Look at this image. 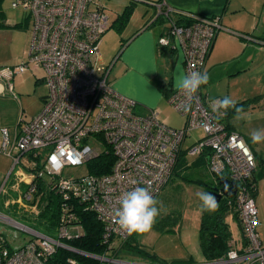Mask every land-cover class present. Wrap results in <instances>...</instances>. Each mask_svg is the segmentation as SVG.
I'll return each instance as SVG.
<instances>
[{
	"label": "built area",
	"instance_id": "2783aa9c",
	"mask_svg": "<svg viewBox=\"0 0 264 264\" xmlns=\"http://www.w3.org/2000/svg\"><path fill=\"white\" fill-rule=\"evenodd\" d=\"M129 1L152 6L155 13L150 22L168 21L158 45L180 51L185 72L204 73L213 40L224 29L220 14L205 16L176 9L169 0ZM11 4L29 11L33 27L26 59L13 66L0 64V82L6 81L12 91L13 73L34 66L43 71L47 91L41 109L19 124L13 140L7 129L1 128L0 149L13 161L9 175L15 172L16 181L11 189L18 192L16 199L5 200V205L15 203L37 215L38 184L46 178L47 188L58 197L59 212L53 235L0 214V219L28 233L14 248L0 234V264H48L58 248L114 261L68 243L82 234L76 206L95 212L103 225V241L125 238L129 234L119 229L114 216L122 194L139 186L147 187L155 198L182 151L194 156L204 150L209 151V171L235 182L228 202L238 211L245 238L240 250L230 247L223 257L207 264H264V244L256 230L257 208L252 195L255 155L241 133L225 127V115L218 117L212 111L211 102L220 98L206 97L202 86L191 101L173 90L167 101L184 119L180 128L161 120L155 109L136 113V102L115 91L109 81L112 63L105 64L101 58L100 44L111 21L100 0H12ZM195 128L203 134L183 148L185 137ZM107 147L114 155L108 172L62 175L64 166L86 164ZM24 156L30 158L29 170L22 173ZM67 262L81 264L74 257Z\"/></svg>",
	"mask_w": 264,
	"mask_h": 264
},
{
	"label": "crops",
	"instance_id": "0c3cea01",
	"mask_svg": "<svg viewBox=\"0 0 264 264\" xmlns=\"http://www.w3.org/2000/svg\"><path fill=\"white\" fill-rule=\"evenodd\" d=\"M231 2L232 0H169L170 5L176 9L192 11L205 16L214 14L221 15V22L224 26V29L220 30L216 34L212 43V47L206 59L204 72H206L209 77V81L206 85H219L217 81L222 78L231 80L232 76L238 75L254 66L256 58L252 56L253 52L264 54V45L241 39L237 36V32L240 31L228 28V26L226 27L227 23L232 24L230 11L234 10L231 7ZM15 8L19 9L20 7ZM0 9V36H5L6 38H8L9 45L14 44L13 48H11L10 54L2 55L0 57V63L5 66H13L19 61L26 59L27 48L29 46L32 34L33 18L30 13H28L27 16L23 18H14L11 15H8L7 18L6 14L3 11L2 3H0ZM152 18L153 15L148 19V21H146L145 24H143V26H139L138 28L125 33V36H122V38L119 39L117 46H115L118 48L115 54L113 53V48H111L106 43V38L108 36L106 35L108 33L107 32L103 35L100 44L101 49V45L103 44L105 38L103 47L104 51L101 50L100 52L102 61L105 64L112 63L109 71V81L115 91L128 98L133 99L136 102L135 108L140 113H146L150 109L157 110L159 118L168 124L166 118H161L162 112L164 111L163 103H168L167 92L171 93L173 90H175L174 77L177 70L182 69L183 71H185V69L180 51L171 50L168 48L165 49L166 47L163 49L162 46L158 45L157 40L164 29L154 31L151 26H148ZM158 20L161 19H157L156 21ZM114 22H110L109 29L111 28V26H113ZM257 28L258 24L253 22L248 28L245 29H250V31H253L254 34L252 35L257 38H264V33H262L261 30H258ZM257 30L260 32H258ZM17 41H19V45H17ZM117 55L118 57H116ZM116 63L118 65L116 69H114V75L110 78L111 72L113 68H115ZM262 66H264V61L261 62V66L259 68H264ZM37 71H41L42 75L36 77ZM26 74L36 77L35 83L42 82L44 84L42 78L43 71L40 68L34 66L28 67L23 72L13 73L11 83L15 77H17L18 79L22 77L21 79H23L24 77H26ZM163 85L168 86L166 92L162 88ZM16 86L18 88H22L21 85ZM44 86L46 88L45 84ZM14 87L15 85H13L12 83V91H9L7 82H0V147L2 141L1 128H6L10 140H13L17 134L19 124L23 121V119L17 118V115L13 112V110L10 111L12 108L10 104L16 103L15 99H17V94L14 91ZM202 91L206 95V97H211L210 93H215L214 90H211V86L209 89L207 88V86L205 88V85H202ZM44 96L41 97V102L38 105V109L35 112L29 113V115H27L25 117L26 119L24 120H28L41 109ZM215 97L225 96L216 95ZM230 127L232 130H236L231 123ZM245 139L250 145L255 156H264V148H261L259 144H254L252 140L246 137ZM253 145H255L258 150H256ZM29 159V156H24L21 159V170L19 172L25 173L29 170ZM12 163L13 161L11 157L2 153L0 149V196L6 195L10 192H15L18 194L16 190L11 189V185H13L16 181V177L14 175L15 172L9 175V172L12 168ZM43 180L46 183L47 179L43 178ZM21 184L24 183L21 182ZM258 185L259 183L257 182L255 193L253 194L254 202L255 197L258 193ZM4 188L6 189V192L3 191ZM165 215L166 214L164 212H161L160 214V216ZM232 219L235 221L233 216ZM235 222L239 236L237 237L234 235V229H232L231 224L228 222L232 235L230 244L231 247H235L240 250L245 243V238L238 224V221ZM155 230L156 228L153 227L152 231L155 232ZM198 230L199 225L196 232L197 238L192 243L185 244L186 250L179 256H168L171 253L165 254L163 252L156 251L150 252L142 247L140 242H138V239L134 238L135 234H131L130 236L131 240H135V243L139 245L140 248L144 249L150 254L155 255L159 260L166 264H207V261L204 259L200 251ZM256 230L260 238V233L258 229ZM163 232H168V230H164ZM0 234L3 235L2 233ZM262 244H264V242H262ZM112 245L117 248L116 255L111 258L114 259V261H110L112 263L160 264L156 259L148 255L141 257V255L143 254L135 252L131 244L125 243L124 247L121 246L120 240L114 239L112 241ZM189 247L191 248L189 251H187Z\"/></svg>",
	"mask_w": 264,
	"mask_h": 264
},
{
	"label": "rangeland",
	"instance_id": "374dc122",
	"mask_svg": "<svg viewBox=\"0 0 264 264\" xmlns=\"http://www.w3.org/2000/svg\"><path fill=\"white\" fill-rule=\"evenodd\" d=\"M11 2L12 0L1 1L6 17L8 15L14 18H23L27 16L29 13L28 10L12 7ZM100 3L104 5V11L108 15L109 21L114 22L120 15H126L127 12L125 13V11H130L126 20L119 17L120 20L111 26L107 31L108 33L106 32L107 34L105 33L108 35L106 43L113 48L114 54L117 52L118 48L115 46H117L119 39L122 38V36L124 37L125 33L128 31L143 26V24L155 13V9L152 6L142 2L131 3L129 0H100ZM231 7L234 10L230 11L232 24L227 23L226 27L228 26V28L240 32L244 31L254 34L250 29H245L254 22L258 24L257 29L264 33V0H232ZM120 22L124 24L122 27L119 24ZM168 25V21L158 20L150 26L154 31H158L165 30ZM104 42L105 38L100 51H104ZM18 43L19 41H17V45H19ZM13 46L14 44L9 45L8 38L0 36V57L10 54ZM252 56L256 58L254 66L238 74L239 76H232L231 80L222 78L217 81L219 85H205V88L207 86V88L210 89L211 86V90L215 91V93H210L211 97L208 98H215L216 95H219L225 97L229 96L235 101H241L243 99L260 96L259 102H257L254 107L245 110L250 119L234 123L233 117L235 114L229 117V122L232 126L250 140L249 133L253 129H264V68H259L261 62L264 61V54L253 52ZM0 64L3 65L2 63ZM117 65L116 63L110 78L114 75V69H116ZM39 75H42L41 71H37L36 77ZM36 77L26 74V77L23 79H21L22 77L19 79L15 77L12 81L13 85H15L14 91L17 94V99H15L16 103L10 104L12 107L10 111L13 110L19 119L24 120L29 113L35 112L41 102V97L46 94L44 84L42 82L35 83ZM16 85H21L22 88H18ZM163 109L162 116L160 115L162 119L166 118L168 124L174 128L182 127L183 117L175 111L169 103L164 102ZM134 112L139 113L136 108ZM202 134L203 132L200 128L189 131L184 139L183 148L191 145ZM259 145L261 148H264V142H261ZM253 146L258 150L255 145ZM185 157L189 162L195 159V156L186 155ZM259 166V169L262 168V165ZM87 172L88 169L86 164H70L64 166L62 175L64 177H76L84 175ZM181 174H183L184 177L174 176V178H171V180L164 185L156 198L158 201H162L164 207L167 209V212H164L166 214L165 217L162 218L163 216H159L156 224L160 226V228L163 226L165 231L168 229V232H163L164 230L161 231L159 228H156L155 232L151 230L142 235H134V238L139 240L137 241L140 242L142 247L150 252L171 253L168 256H179L185 252V244H190L197 238L196 232L201 217V211L200 201L196 193L199 191L205 192V184L211 183L214 180V175L209 171L205 161L193 164L191 167L182 170ZM198 179H201L202 183ZM258 183V193L255 197L256 206L258 208L256 229H258L260 233L261 241L264 242V178L258 179ZM16 197L17 193L15 192L0 196V214L37 230L43 229L37 223V215L25 211L15 203H11L9 206L5 205V200L11 201L16 199ZM38 197L41 198V195ZM226 217V220L231 224L232 229H234V235L238 237L239 234L236 229V222L232 219V214L228 213ZM0 233L4 235L11 248L18 246L28 237L26 231L15 227L13 224L3 219H0ZM132 243L136 244L135 240L132 241ZM190 248L191 247H189L187 251H189ZM141 257H143V255H141Z\"/></svg>",
	"mask_w": 264,
	"mask_h": 264
},
{
	"label": "trees",
	"instance_id": "16d2710c",
	"mask_svg": "<svg viewBox=\"0 0 264 264\" xmlns=\"http://www.w3.org/2000/svg\"><path fill=\"white\" fill-rule=\"evenodd\" d=\"M1 1L2 0H0V3ZM129 12H130L129 10L125 11L126 15L123 14L120 15L119 17H122L123 19L126 20ZM0 13H1V9H0ZM119 17L116 18L115 20L116 23L118 20H120ZM155 21L156 20L150 22L148 26L153 25ZM119 24L121 25V27L124 25L121 22ZM237 36L245 40H248V36H249L251 38V40L249 41L264 45V38H257L253 36L252 33L250 32H241V33L237 32ZM162 48L164 49L165 47ZM116 57H118V55ZM162 88L166 92L168 86L163 85ZM167 95L169 96L170 93L167 92ZM218 98L223 99L224 97H218ZM259 100H260V96H255L252 98L243 99L241 101H236V102H237V106H242L245 111L247 109L254 107L257 104V102H259ZM233 114H235L234 109H229L227 111V114L223 118V122L227 129H231L229 123V117ZM208 153H209L208 150H204L199 155H194L195 159L189 162L185 157L186 156L185 152L182 151L177 158V162L167 183L171 180V178H174V176L184 177L183 174H181V171L191 167L193 164H197L201 161H205L207 163ZM255 159H256V168L252 174L251 181L256 188V183L258 182V179L264 178V158L256 155ZM113 161H114L113 152L111 148L107 147L106 151H103L95 155L94 157L90 158L87 161L86 165L88 172L96 175L106 173L111 169ZM259 165H262L261 166L262 168L259 169L260 167ZM213 175H214L213 181L215 182V180L219 177V175L216 174ZM221 176H223V174ZM198 180L202 183L201 179ZM213 181L211 183L205 184V192H210L209 185L214 183ZM37 193L41 194V198L39 202V213L37 214V221H38L37 223L43 228L38 230L45 234L53 235L55 231L54 228L56 227L58 220V212H59L58 197L55 193H53L51 190L47 188V185L43 179L39 180ZM254 193L255 190L252 191V195ZM157 196L155 197V199L157 198ZM231 197H227V196L220 197L218 200L219 208L217 211L212 213L201 212L199 230H198V239H199L201 254L207 262H211L218 258L223 257L231 247L230 240L232 238V235H231L229 223L226 220V215L228 213H231L235 221H238L241 231L243 232L238 211L235 209L233 204L228 202V199ZM74 211L77 214V223L80 225L82 231V234L80 236L68 241V243L74 246L75 248L94 255L113 258L116 255L117 248L112 245V241L114 239H118L121 242V246L125 247V243L131 244L135 252L143 254V256L148 255L150 257H153L160 264H166L161 260H159L155 255L150 254L146 252L144 249L140 248L139 245L133 244L130 236L131 234H129L125 238L115 236L112 237L107 242L103 241L102 240L103 225L102 222L97 217V215L95 214V212L85 209V207L81 204L77 205ZM164 217L165 216H163L162 218ZM156 223L154 225L155 228L164 230L163 226L162 228H160V226H157ZM70 257L76 258L81 264H113L110 261H101L97 258H92L83 254L74 253L64 248H58L55 251V253L50 257L48 264H68L67 259Z\"/></svg>",
	"mask_w": 264,
	"mask_h": 264
},
{
	"label": "clouds",
	"instance_id": "9594fccd",
	"mask_svg": "<svg viewBox=\"0 0 264 264\" xmlns=\"http://www.w3.org/2000/svg\"><path fill=\"white\" fill-rule=\"evenodd\" d=\"M208 81L209 77L206 72H185L178 69L174 77V87L191 101L201 86L206 85ZM210 106L218 117L226 115L229 109H234V123L250 119L243 107L237 106V102L231 97L213 100ZM249 135L254 144L264 142V129H253ZM196 195L200 201L202 213H212L218 210L219 203L213 194L199 191ZM162 211L167 212L163 202L155 199L147 187L137 186L122 194L120 205L114 212L115 223L119 229L128 234L148 233L153 229Z\"/></svg>",
	"mask_w": 264,
	"mask_h": 264
},
{
	"label": "water",
	"instance_id": "95a60500",
	"mask_svg": "<svg viewBox=\"0 0 264 264\" xmlns=\"http://www.w3.org/2000/svg\"><path fill=\"white\" fill-rule=\"evenodd\" d=\"M218 184H222V186L226 187V190H222L220 192L215 191V187L211 188L212 194L216 197L217 201L222 195L231 196L234 192L235 182L226 178V177H218ZM95 257V256H93ZM96 258V257H95Z\"/></svg>",
	"mask_w": 264,
	"mask_h": 264
},
{
	"label": "flooded vegetation",
	"instance_id": "af4514ba",
	"mask_svg": "<svg viewBox=\"0 0 264 264\" xmlns=\"http://www.w3.org/2000/svg\"><path fill=\"white\" fill-rule=\"evenodd\" d=\"M213 182H214V181H213ZM214 187L216 188V189H215L216 192H220L221 189H222V190H226V187L222 186V184H218L217 179L215 180L214 183H212V184L209 185V191H210L211 193H212L211 188H214ZM222 196H225V195H222ZM222 196H221V197H222ZM227 197H230V196H227Z\"/></svg>",
	"mask_w": 264,
	"mask_h": 264
}]
</instances>
